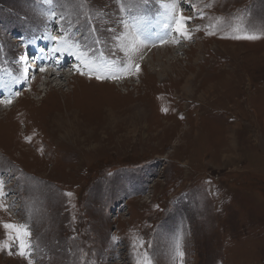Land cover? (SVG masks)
Masks as SVG:
<instances>
[{"label": "rangeland", "instance_id": "obj_1", "mask_svg": "<svg viewBox=\"0 0 264 264\" xmlns=\"http://www.w3.org/2000/svg\"><path fill=\"white\" fill-rule=\"evenodd\" d=\"M173 3L190 38H143ZM51 27L80 73L38 76ZM0 81V264H264V0H0Z\"/></svg>", "mask_w": 264, "mask_h": 264}, {"label": "snow or ice", "instance_id": "obj_2", "mask_svg": "<svg viewBox=\"0 0 264 264\" xmlns=\"http://www.w3.org/2000/svg\"><path fill=\"white\" fill-rule=\"evenodd\" d=\"M167 7H169L171 9L172 19L174 20L175 25H176V31L178 33H180L181 35L185 36L186 38H190V34L186 31H184V23L186 21V18L183 17L182 15L178 14L177 5L173 3L171 5H168ZM187 19H190V18H187ZM209 34H212V33H209ZM232 38L255 40V39H259L260 36L257 34H244V35H236ZM51 39L56 40L57 44H58L57 47H54L52 49L53 53H60L61 55H63L64 53H67L69 56H74L75 59L78 61L82 59V53L74 52L72 50V46H64V45H67V41H62L60 38H57V37H51ZM138 41H139V43L143 42L140 38L139 29H137L136 36L132 39L130 44L126 47V49H125L126 54L130 55V52H134L138 49V47H139ZM77 47H78V45H77ZM86 66L88 67L89 72L98 70L96 68V66L93 64L89 63ZM133 66L136 67L137 70H139V65H133ZM39 70L44 71L45 69L43 67H41ZM77 70H79V69H77ZM81 74H84V73L81 72ZM100 78L101 77L97 76V79H100ZM105 78H107V77H105ZM0 102L10 103L11 101L8 100V101H0ZM3 183L4 182L2 180H0V198H3V196L5 195V193L3 191ZM0 208H5V210H6V206L3 204H0ZM2 226L4 229L11 230V232L15 233V239L19 241L20 251L18 254L20 256H25L27 254L26 250L30 248V243L28 242V237H30V232L27 230V227L25 225H15V224H11V223H4ZM0 247L7 248V247H9V244L7 242H5L2 245H0ZM176 251H177V254L179 256H183V252H180L178 250V248ZM29 264H31V261L29 262ZM146 264H150V262L146 261Z\"/></svg>", "mask_w": 264, "mask_h": 264}, {"label": "bare ground", "instance_id": "obj_3", "mask_svg": "<svg viewBox=\"0 0 264 264\" xmlns=\"http://www.w3.org/2000/svg\"><path fill=\"white\" fill-rule=\"evenodd\" d=\"M181 9H183V8H180V10ZM177 12H179V9H177ZM56 25H57V27H59V26L61 27V25H59L58 23ZM160 26H161V31L158 30L160 32V34H162V33L163 34H166L167 33V31H166L167 27L165 25H162V24H160ZM184 27H187V26H184ZM51 28H52V30H54L57 33L61 31V30L57 31L54 27H51ZM176 32H177L176 29H173L172 28V33L175 34ZM177 34H179V33L177 32ZM54 37H56V36H54ZM48 41H51V42H48ZM46 43H47V45H46ZM57 46H58V44L54 40L49 39V38H45L44 41H42L41 43L38 44L36 51L37 50L42 51L41 56H43V58H44V62L38 63L40 66L42 64H45L46 62H48V60H50V59L51 60L58 61L56 65H51V68H50L51 71H46V70L45 71H42L41 73H39L38 76H41L42 77V76H45L46 75V76H50V77L53 76L54 77V76H59L60 74H61L60 76H62V75H65L64 73H67L70 70L69 69L66 72L67 67L69 66L70 59L73 58L74 56H69L67 53H64L63 55H61L60 53H53L52 52V49L54 47H57ZM67 46H73V45L72 44H68ZM72 50L75 51L73 48H72ZM26 54L28 55V53H26ZM27 58H28V56H27ZM148 62L151 63L150 59L148 60ZM61 70H63L62 73L60 72ZM74 73L75 72H71L70 75L71 74H74ZM37 79H39V78H37ZM50 80H49V82H50ZM51 82H52V80H51ZM5 83H7V81ZM0 84H1V81H0ZM25 84H27V83H25ZM59 85H60V83H56L55 84V87H59ZM10 89H11V86L10 85H9V88L8 87L1 88V90H0V98H1L2 101H8V100H10L14 96V94L12 93V91H10ZM19 93L21 94V92H19ZM22 93H23V91H22ZM3 96H4V98H3ZM1 103H4V102H0V104ZM4 104H5V106L8 105L6 103H4ZM4 104H3V106H4Z\"/></svg>", "mask_w": 264, "mask_h": 264}]
</instances>
